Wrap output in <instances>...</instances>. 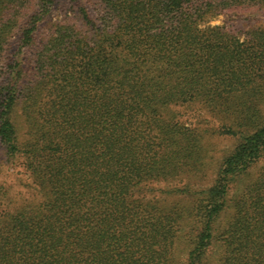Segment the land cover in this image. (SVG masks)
<instances>
[{
    "label": "trees",
    "instance_id": "16d2710c",
    "mask_svg": "<svg viewBox=\"0 0 264 264\" xmlns=\"http://www.w3.org/2000/svg\"><path fill=\"white\" fill-rule=\"evenodd\" d=\"M68 1L45 28L53 0H0V151L35 187L1 213L0 264H180L183 238L184 264H264V28L208 25L255 0ZM190 104L236 144L162 205L142 189L213 164Z\"/></svg>",
    "mask_w": 264,
    "mask_h": 264
},
{
    "label": "rangeland",
    "instance_id": "374dc122",
    "mask_svg": "<svg viewBox=\"0 0 264 264\" xmlns=\"http://www.w3.org/2000/svg\"><path fill=\"white\" fill-rule=\"evenodd\" d=\"M53 2L54 4L44 23L45 28L69 16L72 11V5L68 0H53ZM33 9L35 10L36 7ZM208 25L222 27L230 34L243 40L248 37L253 29L264 28V0L247 1L239 6L223 11L212 18L208 22ZM175 110L179 113L178 120L181 124L203 132V135L212 144L211 159L213 160V164H210L204 171L205 174L198 178L186 177L185 179L174 180L169 183H149L142 189L140 196L144 192L143 194L146 193L148 199L160 201L162 205L164 202L175 204L180 199L191 202L193 198H184L177 191L188 183L192 188L191 194L187 193L188 196H192L196 191L208 188L212 184V179H214L213 167L215 165L214 162L217 161L216 158H220L223 154L230 152L236 144L234 138L220 134L222 115H219L217 112H212L201 104L178 106L175 107ZM261 171H264V159L252 168L249 177L252 179ZM0 186H3L2 190L6 191L8 195L0 205V216L2 212L11 209V207L20 205L24 200L31 199L35 193L32 179L25 170L21 159L15 162H6L1 151ZM227 217L228 214L223 215L218 223L224 225ZM188 249L185 238H183V241L179 240L177 242L175 255L180 264L185 263Z\"/></svg>",
    "mask_w": 264,
    "mask_h": 264
}]
</instances>
